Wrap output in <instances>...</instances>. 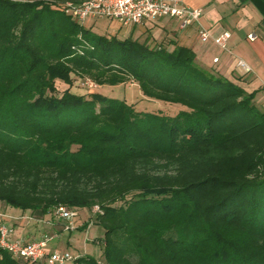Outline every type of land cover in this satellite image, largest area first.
<instances>
[{"label":"trees","instance_id":"16d2710c","mask_svg":"<svg viewBox=\"0 0 264 264\" xmlns=\"http://www.w3.org/2000/svg\"><path fill=\"white\" fill-rule=\"evenodd\" d=\"M82 0H0V201L40 217L100 211L76 264H264V111L184 46L96 34ZM136 82L175 117L60 92ZM0 264H21L3 252Z\"/></svg>","mask_w":264,"mask_h":264},{"label":"crops","instance_id":"0c3cea01","mask_svg":"<svg viewBox=\"0 0 264 264\" xmlns=\"http://www.w3.org/2000/svg\"><path fill=\"white\" fill-rule=\"evenodd\" d=\"M185 3L190 8L202 9L200 20L185 28H181L179 20L170 17L136 25H123L112 19H90L85 27L94 33L100 30L98 34L101 35L146 42L151 47L163 46L169 50L176 45L187 47L195 53L200 67L233 82L247 93H253L255 107L264 111V0H185ZM101 20L116 21L120 27L110 32V25L104 26ZM201 29L207 30L212 38L229 32L228 49H222L212 38L202 41ZM251 33L257 35L254 41L248 39ZM216 58L218 61L215 62ZM240 59L251 71L245 72L238 67ZM12 209L0 201V210L10 216L5 223L13 229L12 240L39 241L48 234L53 237L46 248L48 254L61 251L78 257L90 255L99 258L102 255L103 243L97 237V230L103 229L95 223L93 216L90 217V210L80 209L83 215L77 210L75 229L65 232L63 221L55 216L54 210L37 218L31 212H11ZM18 228H23L24 234L30 228L31 233L22 238L17 234Z\"/></svg>","mask_w":264,"mask_h":264},{"label":"built area","instance_id":"2783aa9c","mask_svg":"<svg viewBox=\"0 0 264 264\" xmlns=\"http://www.w3.org/2000/svg\"><path fill=\"white\" fill-rule=\"evenodd\" d=\"M63 8L67 14L83 26L90 19H112L123 25H136L147 20L170 17L179 20L181 28H185L194 22H198L202 15V9L190 8L186 5L185 0H82L79 4L67 2ZM199 35L204 42L212 38L205 29H201ZM230 37L231 34L225 32L212 39L222 49L227 50ZM256 38L255 33L248 35V39L251 41ZM216 61L218 58L215 59ZM237 65L245 72L251 71V68L241 59L238 60ZM85 83L89 87L95 86L89 79ZM99 211L98 206L92 210L93 214ZM54 213L59 220L63 221L65 232L75 229L76 210L59 206L54 210ZM7 218L10 216L0 210V259L3 252H7L21 264H76L79 257L69 252L53 251L50 254L47 253V245L53 239L48 234H45L39 241L12 240L13 229L6 225Z\"/></svg>","mask_w":264,"mask_h":264},{"label":"rangeland","instance_id":"374dc122","mask_svg":"<svg viewBox=\"0 0 264 264\" xmlns=\"http://www.w3.org/2000/svg\"><path fill=\"white\" fill-rule=\"evenodd\" d=\"M16 2L20 1H29V0H13ZM101 20V24L104 26H109V31L112 32V30L117 31L120 27V24L116 21H113L110 23V21H104ZM98 31L95 30L96 34H98ZM72 82L71 84H67L64 82H57V86L60 90L66 91L68 90L71 94L80 95V96H91L92 94H98L103 98L106 99H115L120 101H125L128 104H131L134 106L135 110L137 112H143V113H152L167 117H175L177 116L181 111L187 110L186 107H184L181 104H174V103H167L163 101L153 100L145 97L140 88L139 85L136 82L128 83V84H119L115 86L110 85H96L94 87H89L85 81L80 78H77L75 75L71 76ZM14 209V210H13ZM11 212H21L18 208H13ZM81 215H83V212L79 211ZM25 214H29L30 211H24ZM89 215L94 216L92 211H89ZM8 222V221H6ZM30 225H27L29 227ZM23 228H18L17 234L18 236H25L29 233H31V229H27L25 234L22 232ZM98 235L97 237L101 238L103 237V231L98 229ZM22 234V235H21ZM92 234V233H91ZM98 238V239H99Z\"/></svg>","mask_w":264,"mask_h":264}]
</instances>
